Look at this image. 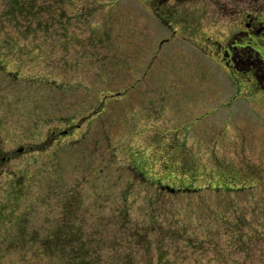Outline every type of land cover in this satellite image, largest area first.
<instances>
[{
    "label": "rangeland",
    "instance_id": "obj_1",
    "mask_svg": "<svg viewBox=\"0 0 264 264\" xmlns=\"http://www.w3.org/2000/svg\"><path fill=\"white\" fill-rule=\"evenodd\" d=\"M146 1L0 0V264H264V95Z\"/></svg>",
    "mask_w": 264,
    "mask_h": 264
},
{
    "label": "flooded vegetation",
    "instance_id": "obj_2",
    "mask_svg": "<svg viewBox=\"0 0 264 264\" xmlns=\"http://www.w3.org/2000/svg\"><path fill=\"white\" fill-rule=\"evenodd\" d=\"M171 1H146L147 11L161 29L171 30L175 36L195 33L206 19L204 13L208 19H213L214 29H219L216 22L223 21L220 25L225 26L227 39L224 43H215L216 56L223 63L222 67L241 75L240 79L233 78L236 82L251 85L247 94L264 95V0H188L198 3L196 9L186 6L182 9L179 3ZM202 1H208V9L199 6Z\"/></svg>",
    "mask_w": 264,
    "mask_h": 264
},
{
    "label": "trees",
    "instance_id": "obj_3",
    "mask_svg": "<svg viewBox=\"0 0 264 264\" xmlns=\"http://www.w3.org/2000/svg\"><path fill=\"white\" fill-rule=\"evenodd\" d=\"M56 1V5H55V7L54 8H52V9H50V11L51 10H53L51 13L50 12H48V8L46 9H43V8H40V9H37V10H31V8L32 7H34L33 6V4L35 3V2H32V4L30 5V4H24L25 3V1L24 0H10V7L7 9V17L9 18V19H12V20H19L20 19V17H21V15L22 14H24V13H31V12H35L36 14H34V16L37 18V22H39L41 19H42V15L45 13V14H50V16L52 17V18H55L56 16H57V14L58 13H60V9L58 8V6L62 3V0H55ZM55 1H51L52 3H54ZM46 4H48L49 5V2H45ZM43 5H45L44 3L42 4V6ZM29 16V15H28ZM30 17V16H29ZM40 23V22H39ZM46 23H49V24H52V22H50V20H47V22H45V24ZM43 25V24H42ZM177 146H175V145H173L172 146V148H176ZM178 151H176V153H177ZM179 153V152H178ZM175 158H177V156H174ZM196 165V164H195ZM192 166H194V163H191V164H188L187 165V167L186 168H184V174L186 175V174H190V169L192 168ZM225 166H227V165H225ZM226 168V167H225ZM236 169V168H235ZM238 172H239V170L238 169H236ZM241 175H239V177H237V178H234V177H231V176H229V175H225V174H220L219 175V177H221V181H223V182H226V181H228V180H237V179H243L244 181H247V180H249L250 178H252L254 175H255V173L253 172V169L251 170H249L248 172H247V174L246 173H242V172H239ZM192 175V174H191ZM244 176H247V178L246 177H244ZM218 180H219V178H217ZM54 239L53 238H49L46 242H45V244H44V248L45 249H48L49 247H51V245L50 244H52V241H53ZM56 242H58L57 244H59V238L58 239H56ZM56 244V243H55ZM64 248H66V246H64ZM64 248H63V251H64ZM75 252H74V254L75 255H73V257L72 258H61V259H58L56 262H55V264H91L92 263V260L90 259V258H88L87 256H81L80 254H79V251H78V248L77 249H75L74 250Z\"/></svg>",
    "mask_w": 264,
    "mask_h": 264
}]
</instances>
